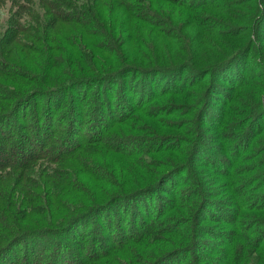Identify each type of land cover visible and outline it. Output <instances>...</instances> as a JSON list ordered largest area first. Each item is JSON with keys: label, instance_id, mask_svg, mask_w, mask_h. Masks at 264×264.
I'll return each mask as SVG.
<instances>
[{"label": "trees", "instance_id": "trees-1", "mask_svg": "<svg viewBox=\"0 0 264 264\" xmlns=\"http://www.w3.org/2000/svg\"><path fill=\"white\" fill-rule=\"evenodd\" d=\"M215 4L0 0V139L12 137L16 119L32 128L23 129L9 148L0 146V264H22L21 254L32 259L29 264H41L37 258L49 248L50 264H171L186 256L192 257L190 264H264V170L257 179H239L237 186L231 178V198L224 201L211 200L198 181L186 192L192 195L187 207L160 195L184 172L192 174L207 148L202 126L213 117L222 82L233 90L247 80L241 60L253 54L250 16L245 27L227 24L228 35L243 42L230 53L211 45L214 38L218 44L226 40L212 25L203 29L195 58L185 59L188 52L168 37H183L174 29L185 9L209 19L205 12ZM102 88L120 92L122 116L107 111L119 97L106 99ZM92 89L100 113H92L91 122L101 131L94 127L84 139L89 117L78 101ZM260 102L258 97L234 116L241 120L228 124L231 134L240 133L231 144L239 151L236 162L222 155L211 159L229 166L228 177L243 172L240 165L255 149L264 152ZM180 116L191 125L193 141L156 134L163 126L182 130ZM59 119L68 121L66 129L55 127ZM131 119L138 120L135 128ZM108 123L116 126L104 132ZM131 130L152 137L123 133ZM229 201L232 207L225 205ZM128 215L136 222L129 223L130 237L119 230ZM94 219L101 223L92 226ZM89 232L95 235L91 241Z\"/></svg>", "mask_w": 264, "mask_h": 264}, {"label": "rangeland", "instance_id": "rangeland-1", "mask_svg": "<svg viewBox=\"0 0 264 264\" xmlns=\"http://www.w3.org/2000/svg\"><path fill=\"white\" fill-rule=\"evenodd\" d=\"M191 3H193L194 0H189ZM201 2H208L213 0H200ZM9 7V6H8ZM212 10H209L211 13L205 12L209 19L205 18V14H202V19H199L197 17V14L199 12L191 11L188 9H185L184 14L182 15V18L178 21L179 25L176 26L174 29V32L180 33L183 37H177L176 34L171 33L168 35L169 39H173V41H176L179 47V49L186 50L188 52V55L185 57V59H189L191 57L195 58V55L199 52L200 42L203 37V29L206 26H213V29L220 31L225 36V41L218 44V39L214 38V47L217 49V51H225L227 53H230L234 48H238L243 45V42L240 43L241 37H230L229 31L232 30V27L227 28L228 23H233L240 25L239 27H245L241 26V24H244L245 18L250 16L252 18V25L253 28H251L252 32V41L254 44H252V50L253 54H251L250 58H246L245 56L242 58L241 63H243V69H245V75L247 76V80L244 82L243 85H238L237 89L231 88V86L224 85L222 82L221 86L223 88V91H221V94L219 95V98H214L215 104L212 107L214 114L213 117H209L208 115V121L205 125L202 126V131L205 138H204V144L207 146V148L204 150L203 154L200 158H198V161L194 163L195 168H193V173L191 172H184L181 174L176 182H171V184H168L165 188V191H161L160 195H164L166 199H169L171 197L179 200L181 203V207H187L189 206V201H191L192 195H187V191L194 189L196 182L198 181L200 186L205 190V195L213 197L211 200L213 201H224L231 198V189L233 188V182H231V178L235 179L236 186L238 185L237 181L245 179V177H252V178H259L258 172L262 169L264 170V152L261 151L262 148L258 147L257 150L255 149L252 153H250V158H245V160L242 162L243 164H237L240 165V170L243 171L239 172V176L229 175V166H219L215 162H212L211 159L217 156H224L228 158L229 160H235V152L239 153L238 149L236 151L231 150V144L233 142L239 141V134L234 135L231 134L229 128L232 126H229L228 124H232L235 121L241 120V118H235L234 116L238 115L239 112L242 109H248L249 106H254L256 99L258 97L260 98L262 103V108L264 109V0H216V4L213 5V7H210ZM229 12L232 18L225 19V15L223 13ZM214 16V17H213ZM213 17V18H211ZM173 25H176V23ZM179 28V29H177ZM250 34V35H251ZM174 43V42H173ZM209 50V48L204 49ZM210 54V53H209ZM204 57V56H203ZM202 58V57H201ZM210 58V57H209ZM240 87V88H238ZM103 96L108 98V95H113V99L116 97H119V103H115L113 105L108 106L107 111L114 115V116H122V103H124L123 97H120L119 93H112L109 88H102ZM126 95L125 93H123ZM85 96V94L80 98L78 101V105L81 107V110L86 117H89L86 121V127L87 129L84 130L83 133H85L88 137L92 134V131H94V124H92L91 119L92 113H96L97 116H99L100 113V107L99 105L96 107L95 110V102L93 99V96H95V90L92 89V92L85 101L82 100V98ZM137 97V96H136ZM138 98V97H137ZM136 98V99H137ZM263 100V101H262ZM42 102L45 104L46 100H42ZM70 102V95H67L64 100V105L66 106ZM121 102V103H120ZM32 109V108H31ZM29 110L28 112L30 115H32L33 110ZM132 113L135 115H139V112L134 111V107H132ZM64 117V116H62ZM257 124L258 126L261 125L263 122L262 116L257 114ZM175 118V117H173ZM172 118V119H173ZM108 119V118H107ZM178 121L181 125L182 130H173L165 128L166 126H163V128H159L156 134H166V133H173L174 135H179V137L184 141H187V139H190L193 141V137L189 136V129H191V125H189L188 122H185L182 120V116L179 118ZM191 119V118H189ZM132 127L135 128V122H137V119H131ZM19 120L16 119V123L13 127V135L12 137L5 138L4 140L0 139V146L1 148L6 147L9 148L10 145L16 142L17 137L25 130H32L31 126L23 125L18 123ZM176 122V120H175ZM220 123V124H219ZM90 125L92 128H90ZM93 125V126H92ZM119 125V124H118ZM218 125V126H217ZM224 126V130L219 129L220 126ZM68 126L67 120L59 119L58 123L55 127L57 128H63L62 130L66 129ZM116 126V124L108 123L107 126L104 128V132H106L108 129H112ZM89 127V129H88ZM55 129V128H54ZM121 130V128H120ZM95 131L99 133L101 129L96 126ZM123 133L126 134H133L135 133L134 137L141 138L143 135H147L146 138H151L152 134L150 132H142L141 130L135 131H124ZM203 136V134H202ZM238 137V138H237ZM9 143V144H8ZM188 145V146H186ZM183 147L184 148H190V144H186ZM6 148V149H7ZM32 146H30V149ZM187 154H189V149L187 151ZM248 159V160H247ZM252 159V160H251ZM247 160V161H246ZM236 162V160H235ZM233 162V165L235 164ZM258 163H262L259 165ZM255 165V166H254ZM257 183L255 182L254 185ZM169 191V193L167 192ZM173 192V193H171ZM210 192V194H209ZM253 192V190L251 191ZM167 193V194H166ZM204 194V192H203ZM156 200H153L154 204L158 202V195L155 196ZM172 199V198H171ZM248 202L252 203V200H247ZM149 202V200H148ZM166 204V203H164ZM233 202H226L225 205L227 207H232L231 205ZM254 205V203H253ZM155 207H158L155 206ZM154 207V209H156ZM252 210V209H251ZM250 211V210H249ZM253 212H251L252 214ZM131 215H128L126 219V223L122 226H119V230L122 229L124 233L128 234V237H130L131 232L134 230V227L131 229L129 226L135 225L136 222H131ZM101 223V220L95 219L92 221L91 225L97 226ZM130 223V225H129ZM92 226L90 229H92ZM94 226V227H95ZM139 225H136L135 227L138 228ZM117 227H115L116 232ZM251 232H253V228H251ZM98 235V234H97ZM96 235V236H97ZM100 235H103L101 233ZM106 235V233H104ZM95 235L88 233L87 241H91ZM115 239L117 238L114 237ZM83 239V236H82ZM203 240L207 242H215L214 239H209L206 236H203ZM224 247V244L221 246V248ZM77 251H82L81 249L75 247ZM24 245H21L19 247V250L23 252ZM206 252H209V249L207 248ZM201 253V249L200 252ZM212 255V252L209 254ZM52 248H49L45 253L40 256L41 259L37 258L39 262L42 264H50V258H52ZM21 263L22 264H29L28 260L31 261L32 259H24V256L21 254ZM81 257V256H80ZM192 260V257H182L179 261H174L171 264H190V261ZM79 264V263H77Z\"/></svg>", "mask_w": 264, "mask_h": 264}]
</instances>
